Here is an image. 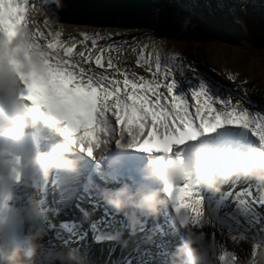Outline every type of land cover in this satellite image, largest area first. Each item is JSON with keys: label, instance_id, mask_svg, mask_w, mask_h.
<instances>
[{"label": "snow or ice", "instance_id": "obj_1", "mask_svg": "<svg viewBox=\"0 0 264 264\" xmlns=\"http://www.w3.org/2000/svg\"><path fill=\"white\" fill-rule=\"evenodd\" d=\"M45 3L61 7L56 0H45ZM30 7L28 0H0V40L9 43L21 27H28ZM29 32L33 41L29 47L43 48L42 55L46 58L40 73H18L23 85L19 95L30 108L42 112L56 125L75 148L90 157L95 149L109 145L113 134L117 133L110 117H115V124L119 126V138L115 142H127L130 148L149 154L167 152L173 155L174 149L194 141L201 133H214L226 125L250 129L258 142L264 144V114L250 113L241 99L231 104V97L224 99L218 85L190 66L188 70L195 76L188 82L187 92L192 101L189 102L187 93L175 79L176 71L183 76L186 70L178 63L183 58L176 53L167 55L163 64L157 53L156 70L152 71L150 59L141 50L136 63L146 65L145 71L151 72L152 79L114 65L111 58L107 61V69L113 70V74L108 75L79 66L70 59L79 43L82 50L76 55L85 63L91 61V50L87 54L84 50L87 49L85 41L91 39L95 47L97 37L81 33L83 39L80 41L65 42L60 39V31H50L51 39L41 45L37 38L44 34L38 29H29ZM108 47L111 50L112 46ZM61 50L63 55H60ZM94 63L104 67L101 54L95 56ZM217 104L220 107H216ZM182 153V149L175 151L178 156ZM167 190L177 211L190 212L193 222L200 217L201 199L191 183L169 186ZM228 255L224 252L221 259Z\"/></svg>", "mask_w": 264, "mask_h": 264}, {"label": "clouds", "instance_id": "obj_2", "mask_svg": "<svg viewBox=\"0 0 264 264\" xmlns=\"http://www.w3.org/2000/svg\"><path fill=\"white\" fill-rule=\"evenodd\" d=\"M56 2L59 5V0ZM32 43L29 27L25 26L11 41V48L16 50L12 56L7 46L0 51V183L6 188L22 184L32 190L19 205L15 217L23 222V229L18 230L14 221L0 223V264H77L72 252L54 248L44 241L46 229L41 221L46 212L40 207L35 191L40 180L47 179L53 171L78 172L79 161L71 155L75 147L59 128L42 112L30 108L19 95L23 85L18 73L44 67L46 57L42 52L45 50L29 47ZM37 118L55 127L62 137L49 143L44 150L25 140ZM115 145L118 150L130 148L127 142L117 141ZM108 146L100 148L99 155L107 151ZM119 162L118 156L111 160L113 164ZM237 178L255 180L264 188V144L258 142L247 148L228 150L219 145L193 144L180 156L167 152L150 155L143 163L141 181L134 187L128 183L116 188L104 187L100 189V196L117 211L129 210L130 222L137 223V211L148 216L158 213L164 204L160 192L169 186L194 179L204 188L218 191L221 184ZM149 182L162 187H152ZM0 216H6V212L0 211ZM214 250L215 245L189 229L172 252L170 264H217L212 255ZM253 251L255 255L251 260H242L234 254L221 259L220 254L219 264H264V241L257 242Z\"/></svg>", "mask_w": 264, "mask_h": 264}, {"label": "trees", "instance_id": "obj_3", "mask_svg": "<svg viewBox=\"0 0 264 264\" xmlns=\"http://www.w3.org/2000/svg\"><path fill=\"white\" fill-rule=\"evenodd\" d=\"M183 38L185 37H188L186 35H183L182 36ZM190 38V37H189ZM186 39V38H185ZM201 49H203L204 53L202 54H207V55H211L213 56V52L211 53L210 50H205L204 48H201V47H197L196 48V51H200ZM207 51V52H206ZM236 53V56L234 57L232 53H230V57L232 59L230 60H235V62H233V66H235V64L238 62H241L243 64H245L246 66L245 67H250V65L252 64V61H256V63H254V66H255V69H250L249 68V73L251 75H256L255 77L258 79V80H261L264 84V56H251V54H247L245 52L241 53V52H235ZM226 56H223V59H225ZM205 62H207V60L205 59ZM249 65V66H247ZM264 89V87H263Z\"/></svg>", "mask_w": 264, "mask_h": 264}, {"label": "water", "instance_id": "obj_4", "mask_svg": "<svg viewBox=\"0 0 264 264\" xmlns=\"http://www.w3.org/2000/svg\"><path fill=\"white\" fill-rule=\"evenodd\" d=\"M76 3L88 4L89 2H88V0H83L81 2L78 1ZM132 4H133L132 2H127L125 5L132 6ZM109 5H122V4L109 3ZM83 6H85V5H83ZM88 7H89V5H88ZM98 8H100V7H98ZM74 10L78 14H82V15H86V16H90V17H103V18L123 16L124 14H127V13H137L133 9H125L121 6L120 7H115V6L110 7L109 8L110 12H96V11L92 12V10H89L85 7H75Z\"/></svg>", "mask_w": 264, "mask_h": 264}, {"label": "bare ground", "instance_id": "obj_5", "mask_svg": "<svg viewBox=\"0 0 264 264\" xmlns=\"http://www.w3.org/2000/svg\"><path fill=\"white\" fill-rule=\"evenodd\" d=\"M40 15L42 16V17H44L45 15H44V12H43V10H40ZM32 27H34V25L32 26ZM187 97H188V99H189V102L191 103L192 101H191V97H189L188 95H187ZM115 142V139H114V136L111 138V140H110V144H109V146L110 145H112V143H114ZM59 172V171H58ZM66 200V199H65ZM137 215H140L141 216V219H142V221L143 222H149L150 221V217H148V215H146V214H140V213H138V211H137V213H136ZM258 224H259V219L258 218H254V217H252L251 215H250V221L248 222V226L251 228V230H252V232H255L256 230H257V226H258ZM46 229V235H45V237H44V241L46 242V239H49V240H54V235L51 233V232H49V229H47V228H45ZM227 233L230 235V236H232V237H229L228 235H227ZM226 235L229 237V238H231V239H239L238 238V236H236V234H235V232L234 231H227L226 232ZM56 236V235H55ZM110 245H112V244H110ZM132 251V250H131ZM140 255H143L142 253H138V256H140ZM94 258V257H93ZM144 260V259H143ZM146 261V260H145ZM144 261V262H145ZM149 264V263H148Z\"/></svg>", "mask_w": 264, "mask_h": 264}, {"label": "rangeland", "instance_id": "obj_6", "mask_svg": "<svg viewBox=\"0 0 264 264\" xmlns=\"http://www.w3.org/2000/svg\"><path fill=\"white\" fill-rule=\"evenodd\" d=\"M218 106L220 107V105H218ZM251 233H252V232H251ZM227 235H228L229 237H232V236H230L228 233H227ZM229 237H228V238H229ZM230 239H231V238H230ZM231 240H236V239L233 238V239H231ZM139 257H140V256H139ZM140 260L144 261L143 259H140ZM147 264H148V263H147Z\"/></svg>", "mask_w": 264, "mask_h": 264}]
</instances>
